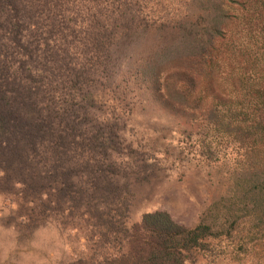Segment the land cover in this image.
<instances>
[{"label":"trees","instance_id":"1","mask_svg":"<svg viewBox=\"0 0 264 264\" xmlns=\"http://www.w3.org/2000/svg\"><path fill=\"white\" fill-rule=\"evenodd\" d=\"M140 18L126 0H0V192H14L33 206L24 216L28 223L41 215L40 208L92 227L96 254L71 264H211L208 252H214L215 240L229 235L232 228L225 227L241 218L239 212L264 221V197L260 203L251 199L252 192L264 195V182L246 170L249 188L237 177L230 204L218 198L208 202L191 227L166 211L132 220L133 184L152 165H125L119 155L126 149V120L118 124L104 112L112 117L119 103L115 118L126 112L130 117L140 104L151 109V98L187 112L203 105L216 108L212 87L221 73L214 53L221 46L205 33L195 38L191 49L197 57L187 59L188 67L180 51L160 46L163 61L172 60L182 70L162 82L164 65L160 72L153 68L159 74V83L154 82L145 65L140 68L133 53L124 50L127 41L144 37Z\"/></svg>","mask_w":264,"mask_h":264},{"label":"rangeland","instance_id":"2","mask_svg":"<svg viewBox=\"0 0 264 264\" xmlns=\"http://www.w3.org/2000/svg\"><path fill=\"white\" fill-rule=\"evenodd\" d=\"M126 1L146 27L140 29L144 37L133 44L127 41L124 50L133 53L132 61L140 68L145 65L147 77L156 83L161 65L162 82L169 79L170 72L177 76L182 70L172 60L163 61L160 46L169 47L174 54L180 51L187 67V59L197 57L191 49L198 43L197 36L211 33L214 43L221 46L214 50L221 61V73L212 87L216 108L203 105L187 112L151 98V109L140 104L130 117L126 112L115 118L119 103L112 117L104 112L118 124L126 120L122 147L128 150L119 155L125 165H152L142 174L144 179L133 184L137 196L129 212L132 220L139 223L144 213L166 211L177 223L191 227L203 216L208 202L218 198L230 204L237 177H249L246 170L252 169L255 174L251 177L264 182V0ZM169 22L173 27L168 30L164 25ZM170 101L181 103L179 99ZM243 181L247 190L251 180ZM251 194L257 203L264 197ZM28 208L33 206L27 207L14 192L9 196L0 192V264H71L96 254V241L90 239L94 231L87 222L37 208L41 215L34 214L35 220L28 223L24 220L31 214ZM238 215L240 219L225 227L232 228L229 235L214 241V252H208L211 264H264V221L256 223L254 214ZM236 218L235 214L232 220Z\"/></svg>","mask_w":264,"mask_h":264}]
</instances>
